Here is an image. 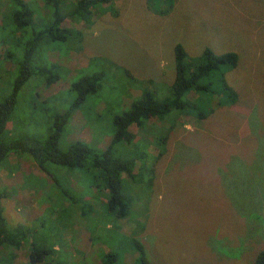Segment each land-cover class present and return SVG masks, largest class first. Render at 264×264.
Here are the masks:
<instances>
[{
    "label": "rangeland",
    "instance_id": "1",
    "mask_svg": "<svg viewBox=\"0 0 264 264\" xmlns=\"http://www.w3.org/2000/svg\"><path fill=\"white\" fill-rule=\"evenodd\" d=\"M62 1L65 8L73 0ZM155 2L170 7L166 0H111L116 15L94 13L88 24L64 21L80 34L68 45L42 39L34 65L55 64L60 79L47 85L37 73L22 87L10 139H46L53 116L76 98L70 84L104 72L100 91L72 114L60 141L62 149L78 140L104 149L113 117L143 89L156 83L159 95L166 94L177 44L189 57L205 48L237 53V66L225 73L234 103L220 105L217 95L205 119L178 118L165 151L156 142L170 123L150 120L143 130L130 129L137 150L145 145L151 173L142 176L151 184L124 178L135 201L123 220L106 213V193H98L85 172L49 165V177L29 156H11L0 168V206L9 225L29 233V242L1 249L0 264H28L31 242L58 251L42 264H99L109 252L118 255L116 264H133L134 241L149 264H253L264 246V0H172L164 16L151 10ZM5 15L0 8V22ZM10 70L1 62L3 92Z\"/></svg>",
    "mask_w": 264,
    "mask_h": 264
},
{
    "label": "trees",
    "instance_id": "2",
    "mask_svg": "<svg viewBox=\"0 0 264 264\" xmlns=\"http://www.w3.org/2000/svg\"><path fill=\"white\" fill-rule=\"evenodd\" d=\"M40 2L42 7L34 0H0V8L6 10L0 22V45L3 47L0 64L10 63L11 70L7 74H13L6 92L3 90L7 84L0 76V168L11 156L27 155L38 170L49 177L50 172L46 169L49 165L83 171L92 179V186L98 193H106L103 205L106 213L123 220L129 216L135 201L125 190L124 178L135 181L140 177L139 181H145L146 188L151 184L149 176L146 180L142 176L151 171L146 164L147 153L143 151L145 145L143 150H137L135 136L130 129L137 127L143 130L150 120L170 123L156 142L161 151H165V143L178 118L192 116L205 119L213 112L211 105L217 95L220 105L234 103L235 94L227 84L225 73L237 66L238 55L235 52L217 54L205 48L199 56L189 57L181 44L175 45V76L173 82L166 86V94L159 95L162 87L148 82L154 86L143 89L128 109L113 117L112 135L104 149L93 148L79 140L68 143L65 149L60 147L64 127L87 96L100 91L104 72L83 76L70 84L68 91L76 94V98L64 113L53 116L46 139H10L8 125L22 87L37 73L43 76L47 85L55 84L60 79L55 64L44 68L34 65L40 41L48 38L68 45L80 34L63 26L66 19L88 24L94 13L109 12L116 15L111 0H73L65 8L62 0ZM166 3L172 6V0H166ZM167 7L163 9L155 2L151 10L164 16L169 11L170 7ZM120 70L125 76H131L128 71ZM138 162L141 163L139 167ZM136 169L139 170L135 173ZM2 197L3 194H0V201ZM28 237L29 233L24 229L8 224L0 206V250H20L28 244ZM133 246L138 254L133 264H149L143 245L134 241ZM54 248H38L31 242L28 247V264H42L47 258L54 259L53 256L58 252ZM117 261L118 255L109 252L102 256L99 264H116ZM253 264H264V246L255 254Z\"/></svg>",
    "mask_w": 264,
    "mask_h": 264
}]
</instances>
